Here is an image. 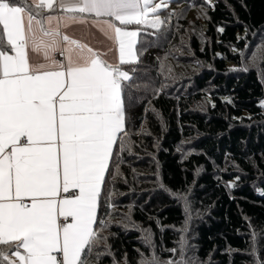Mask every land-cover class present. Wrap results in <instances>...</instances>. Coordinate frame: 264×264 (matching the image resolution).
<instances>
[{"label":"trees","instance_id":"16d2710c","mask_svg":"<svg viewBox=\"0 0 264 264\" xmlns=\"http://www.w3.org/2000/svg\"><path fill=\"white\" fill-rule=\"evenodd\" d=\"M170 11L160 31L139 26L138 63L123 67L148 87L127 101L90 264L96 253L98 264L173 258L166 250L177 248L184 202L160 184L188 197L196 222L185 238L199 264H254L253 232L264 260V61L250 67L247 52L260 53L264 0H171L161 17Z\"/></svg>","mask_w":264,"mask_h":264},{"label":"snow or ice","instance_id":"6c2138e0","mask_svg":"<svg viewBox=\"0 0 264 264\" xmlns=\"http://www.w3.org/2000/svg\"><path fill=\"white\" fill-rule=\"evenodd\" d=\"M170 3L0 0V264H90L114 148L122 150L127 135V101L133 89L148 87L123 70L138 63L140 29L127 26L162 30L176 14L161 17ZM91 29L106 38L97 42L103 50L86 40ZM160 187L184 202L186 233L187 195ZM145 242L152 247L150 234ZM187 247L181 235L178 247L166 250L173 258L142 253L138 264H199ZM249 254L264 264L254 232Z\"/></svg>","mask_w":264,"mask_h":264},{"label":"rangeland","instance_id":"374dc122","mask_svg":"<svg viewBox=\"0 0 264 264\" xmlns=\"http://www.w3.org/2000/svg\"><path fill=\"white\" fill-rule=\"evenodd\" d=\"M192 17H193V19L194 20H198V14H192ZM264 34V33H263ZM258 45V47H257V50H258V52H260L259 54H256V55H251L250 53V51H248L247 52V55H248V59H250V67H252V68H256L257 66H258V63L260 62V61H264V39L263 40H261V42L260 43H257ZM191 217H195V215L194 214H192L191 213ZM196 221H192L190 224H188V225H190L191 226V224H194ZM190 226H188V231L186 232V233H184V232H181L180 230L182 229H179L178 231H177V234L179 235V236H181V235H183V236H185L187 233H189L190 232ZM188 243H189V241H187ZM177 247H178V245H177ZM192 246H190V245H188V247H187V251H186V255L189 257V258H193V259H195L194 258V255H193V252H192ZM196 260V259H195Z\"/></svg>","mask_w":264,"mask_h":264},{"label":"crops","instance_id":"0c3cea01","mask_svg":"<svg viewBox=\"0 0 264 264\" xmlns=\"http://www.w3.org/2000/svg\"><path fill=\"white\" fill-rule=\"evenodd\" d=\"M157 2H158V0H157ZM143 26V25H142ZM74 29H79V28H81L82 26H79V25H74V26H72ZM146 27V26H145ZM127 28H128V30H137V28H139V26H137V25H129V26H127ZM81 35V33H80V31H76V33H75V36L78 38L79 36ZM85 36H86V40L87 41H91V42H93L94 44H96V46L97 47H99L101 50H103V45H101V44H99V43H97L99 40H101V39H106V38H104L103 36H102V34L101 33H99L96 29H91L90 30V32H88V33H85ZM138 38H139V33H138V37H137V40H138ZM136 47H137V45H136ZM117 62H118V53H117ZM124 66H128V65H124ZM124 66H122V67H124ZM124 70V69H123ZM94 227H95V225H94Z\"/></svg>","mask_w":264,"mask_h":264}]
</instances>
